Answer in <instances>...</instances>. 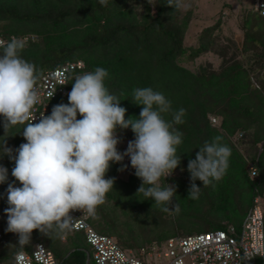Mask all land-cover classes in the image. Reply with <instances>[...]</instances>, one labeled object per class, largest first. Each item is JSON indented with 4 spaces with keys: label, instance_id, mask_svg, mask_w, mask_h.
Here are the masks:
<instances>
[{
    "label": "trees",
    "instance_id": "16d2710c",
    "mask_svg": "<svg viewBox=\"0 0 264 264\" xmlns=\"http://www.w3.org/2000/svg\"><path fill=\"white\" fill-rule=\"evenodd\" d=\"M152 3L107 0L104 6L99 0H0V39L23 43L21 55L35 65L37 79L46 69L81 60L83 67L69 72L67 85L72 89L76 76L97 67L106 69L109 75L105 85L121 99L120 105L127 109L126 119H138L143 107L132 100L136 88L152 87L171 101L170 112L164 114L168 121L179 109H185L183 122L174 125L183 134L177 148L180 164L160 181L163 187H175L171 202L157 205L153 199H145L138 191L142 180L125 170L123 161L112 162L106 178H115L114 187L96 216H87L96 232L112 237L122 250L138 259H143L152 244L180 235L177 224L187 218V213H196L193 221L203 227L197 232L227 226L238 230L253 198L264 199V18L251 5L243 6L236 14L241 31L239 54L233 51L226 56L225 50H220L216 67L199 61L192 69L187 64L212 49L222 23L221 9L213 23L195 32L196 43L191 46L184 44V35L193 7L188 4L186 9L175 10L167 0ZM226 5L222 0V6ZM62 103H68V94L48 100L44 115ZM209 116L216 122L212 124ZM77 118L82 117L78 114ZM22 128L17 125L5 133L0 116V143L5 140L13 154L26 142ZM117 135V148L123 153L135 134L129 127L118 129ZM216 136L231 149L229 167L219 181L212 180L207 186L197 179L195 183L201 187L198 198H189L188 162L195 159L205 141L211 142ZM0 165L8 170L7 180L0 184V264H15L14 254L28 253L36 241L51 252L56 264H70L68 261L76 256H80L81 264H93L84 235L78 231L49 237L33 230L30 242L19 245V234L7 231L5 209L9 207L8 185H22L12 176L15 162L7 154L0 155ZM249 166L255 167L253 176ZM214 212L218 217H213ZM257 260L264 264V256Z\"/></svg>",
    "mask_w": 264,
    "mask_h": 264
},
{
    "label": "clouds",
    "instance_id": "9594fccd",
    "mask_svg": "<svg viewBox=\"0 0 264 264\" xmlns=\"http://www.w3.org/2000/svg\"><path fill=\"white\" fill-rule=\"evenodd\" d=\"M99 3L106 6L107 0ZM148 3L153 4L152 0ZM167 4L175 10L187 8L183 0H167ZM22 49L23 43L16 39H0V116L5 133L23 125L26 140L15 154L5 140L0 143V155L7 154L15 162L12 176L22 185H8L9 207L5 209L7 231L19 234V245L30 242L33 230L49 237L70 231L73 211L95 217L114 187L115 178H106L110 164L123 161L125 156L142 180L138 191L145 199H153L157 205L169 204L175 187H163L160 181L171 176L180 164L177 148L183 134L174 125L183 122L185 109H179L168 121L164 114L170 112L171 101L152 87L136 88L132 100L143 107L138 119H126L127 109L120 105L121 99L105 85L108 71L97 67L74 78L67 104L54 105L50 115L42 113L34 123L39 102L36 69L22 57ZM78 114L82 118L78 119ZM129 127L135 139L121 153L117 130ZM221 139L216 136L211 142L205 141L195 159L189 160L191 185L187 197L198 198L201 187L195 183L197 179L207 186L226 173L231 149L220 143ZM7 175V168L0 165V184ZM257 254L264 256L259 249ZM245 257L249 260L252 256L245 251ZM16 260L25 264L23 255H17Z\"/></svg>",
    "mask_w": 264,
    "mask_h": 264
},
{
    "label": "built area",
    "instance_id": "2783aa9c",
    "mask_svg": "<svg viewBox=\"0 0 264 264\" xmlns=\"http://www.w3.org/2000/svg\"><path fill=\"white\" fill-rule=\"evenodd\" d=\"M251 7L264 18V0H253ZM82 67L81 60L66 61L41 73L35 85L39 102L34 109V123L40 120V114L46 113L48 100L67 95L71 91V87L67 85L68 74ZM61 81L64 85H61ZM53 91L55 92L50 97L49 93ZM208 118L212 124L216 122L214 117ZM239 136L240 133H237V137ZM126 166V170L135 173L129 157ZM248 171L253 176L255 167L249 166ZM71 215L74 219L70 231L83 232L93 264H157V260H160L159 264H240L239 252L243 255L244 264H260L257 259L262 255H258L257 250L264 253L263 211L257 197L253 198L238 230L227 226L225 229L169 237L159 245L152 244L150 249L144 252L143 259L136 258L130 251L122 250L112 237L96 232L88 224L87 214L73 211ZM1 236L0 231V238ZM245 251L252 256L249 260L245 257ZM17 255L24 256L25 264H56L51 252L45 249L41 242H35L28 253L16 252L13 256L15 264Z\"/></svg>",
    "mask_w": 264,
    "mask_h": 264
},
{
    "label": "rangeland",
    "instance_id": "374dc122",
    "mask_svg": "<svg viewBox=\"0 0 264 264\" xmlns=\"http://www.w3.org/2000/svg\"><path fill=\"white\" fill-rule=\"evenodd\" d=\"M226 2V6H222V0H183L185 5L190 4L193 7L191 19L187 25L185 35H184V44L185 45H195V32L202 28L205 25L211 24L215 21L221 9V19L222 23L219 24L217 32H215L216 37L212 49L207 53L203 54L200 57H197L193 62L187 64L190 68H195L199 61H208L213 67H216L220 61V56L217 51L225 50L226 56H229L231 52L235 51L236 55L239 54L238 49L241 43V31L237 24L238 12H241L243 6L249 7L253 0H223ZM236 136V135H235ZM123 144V143H122ZM126 150V149H125ZM123 150V153L124 151ZM128 156H125L123 159L124 166L126 165V160ZM126 170V167H124ZM123 176V175H122ZM125 176V175H124ZM123 176V177H124ZM258 198L260 207L264 208V199L263 201ZM261 202V204H260ZM196 213L190 215L187 213L186 219H180L181 221L177 224L178 230L181 231L180 235L184 236L187 234L198 233L197 231H202L203 227L200 223H196L192 218ZM213 217H218V212L213 213ZM237 219H240L237 217ZM80 232L83 236L82 231ZM39 242V241H36ZM79 242L78 244H81ZM81 246V245H80ZM88 249L89 246H87ZM90 262L91 259H90ZM160 263V260H157V264Z\"/></svg>",
    "mask_w": 264,
    "mask_h": 264
},
{
    "label": "water",
    "instance_id": "95a60500",
    "mask_svg": "<svg viewBox=\"0 0 264 264\" xmlns=\"http://www.w3.org/2000/svg\"><path fill=\"white\" fill-rule=\"evenodd\" d=\"M239 252V251H238ZM239 255H240V264H244L243 263V255L240 254L239 252ZM70 264H81V259H80V256H76V259L74 261H68ZM67 263V262H65Z\"/></svg>",
    "mask_w": 264,
    "mask_h": 264
}]
</instances>
